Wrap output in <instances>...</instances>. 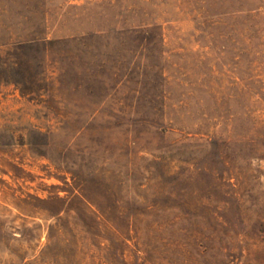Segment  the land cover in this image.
<instances>
[{"label": "rangeland", "instance_id": "rangeland-1", "mask_svg": "<svg viewBox=\"0 0 264 264\" xmlns=\"http://www.w3.org/2000/svg\"><path fill=\"white\" fill-rule=\"evenodd\" d=\"M0 264H264V0H0Z\"/></svg>", "mask_w": 264, "mask_h": 264}, {"label": "trees", "instance_id": "trees-1", "mask_svg": "<svg viewBox=\"0 0 264 264\" xmlns=\"http://www.w3.org/2000/svg\"><path fill=\"white\" fill-rule=\"evenodd\" d=\"M38 44H41L43 45L44 49L43 50H46V49H50L53 47H68L69 45L71 46H75V47H78V46H82V47H85L88 45V42H87V38L86 37H74L72 40H64V41H61V40H57V41H51V40H45V39H42L41 41H38V40H31L29 43L26 44V46H29V47H33V46H38ZM16 85L20 86V89L26 93H28L30 90V88H32L33 84H30V85H27L25 86V84H22L21 82H17ZM28 90V92H27Z\"/></svg>", "mask_w": 264, "mask_h": 264}]
</instances>
